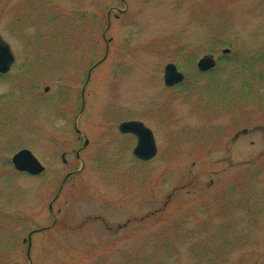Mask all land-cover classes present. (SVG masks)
<instances>
[{"label": "rangeland", "instance_id": "rangeland-1", "mask_svg": "<svg viewBox=\"0 0 264 264\" xmlns=\"http://www.w3.org/2000/svg\"><path fill=\"white\" fill-rule=\"evenodd\" d=\"M125 1L0 0V260L28 264L63 184L36 264H264V0ZM127 121L156 158H135ZM22 149L43 175L13 167Z\"/></svg>", "mask_w": 264, "mask_h": 264}, {"label": "water", "instance_id": "water-1", "mask_svg": "<svg viewBox=\"0 0 264 264\" xmlns=\"http://www.w3.org/2000/svg\"><path fill=\"white\" fill-rule=\"evenodd\" d=\"M123 13L125 11H122ZM110 14V13H109ZM230 50H225L224 53H229ZM15 54L12 50L11 45L5 41V39L0 34V73L7 74L13 64L15 63ZM216 60L213 56H205L198 62V69L202 72H207L215 68ZM90 75L88 77V81L83 88V107L84 109V93L85 89L89 83ZM185 79L184 74L179 72L177 66L174 64H168L165 68V84L169 87L174 86L183 82ZM49 91V88H46V92ZM81 115V114H80ZM79 115V117H80ZM78 117V118H79ZM75 123V130L77 133L82 134L78 127V119ZM119 131L122 134H133L137 137V145L134 149V156L142 161H150L154 159L158 154V147L155 140V136L153 131L148 128L141 121H127L123 122L119 126ZM245 132V131H244ZM86 147L89 144V140L84 136ZM77 156L80 158V152L77 153ZM65 158V157H64ZM65 161V160H64ZM14 167L16 170L20 172L28 173L32 176H38L45 172L46 168L40 163V161L36 158V156L28 149H22L18 153H16L12 159ZM82 169L84 167V163L82 164ZM81 169V171H82ZM30 244L31 236L29 238Z\"/></svg>", "mask_w": 264, "mask_h": 264}, {"label": "flooded vegetation", "instance_id": "flooded-vegetation-1", "mask_svg": "<svg viewBox=\"0 0 264 264\" xmlns=\"http://www.w3.org/2000/svg\"><path fill=\"white\" fill-rule=\"evenodd\" d=\"M119 1H120L122 4L125 5L126 8H125L124 11H126V10H127V6H128L127 3H126V1H125V0H119ZM112 9H113L114 11H117L118 13H119V12L121 13V11H122V10H117V8H112ZM113 10L110 9V13H111ZM121 14H122V13H121ZM109 16H110V15H109ZM200 73H201V75H203V72L200 71ZM185 79H186V74H185ZM184 82H185V80H184ZM184 82H183V83H184ZM183 83H181V84H177V85H175V86H172V87H170V89L178 88V87L182 86ZM257 128H258V129H262L263 132H264V126H263V127H259V126H258ZM244 131H245V132H244ZM242 132H243V134H246V133H247L246 130H243ZM238 136H239V135H237L236 138H237ZM84 143H85V142H84ZM76 157H77V155H76ZM78 160H79V158H78ZM42 175H43V174H42ZM40 176H41V175H40ZM62 189H63V184H62L61 188L59 189L57 195L55 196V198L52 200V202H51L50 205H49V211H50V214L52 215V220H53L52 225L42 227L41 229H35L34 231H32V232L29 233V235H28V239H27V240L24 239L23 244L27 246V247H26V249H27V250H26V259H27L28 264H36V263L33 261V258H32V243L30 244V241H29L30 236H31V239H32L33 235H35L36 233L38 234V233H40V232L49 231V230L52 229L53 226H56V225L58 224V216H57V213L59 214L60 209L57 210V212L55 213V212H54V208H55V205L58 204L59 195H60ZM3 246H4V245H3ZM2 262H3V264H20V262L14 261V259H8V260L6 259V261L0 260V263H1V264H2Z\"/></svg>", "mask_w": 264, "mask_h": 264}, {"label": "trees", "instance_id": "trees-1", "mask_svg": "<svg viewBox=\"0 0 264 264\" xmlns=\"http://www.w3.org/2000/svg\"><path fill=\"white\" fill-rule=\"evenodd\" d=\"M221 60H223V59H221Z\"/></svg>", "mask_w": 264, "mask_h": 264}]
</instances>
